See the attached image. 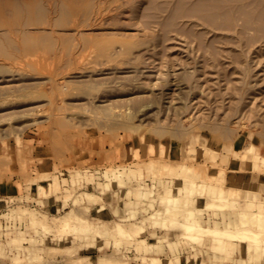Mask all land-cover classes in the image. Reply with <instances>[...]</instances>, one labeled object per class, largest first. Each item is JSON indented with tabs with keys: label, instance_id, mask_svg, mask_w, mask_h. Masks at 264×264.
I'll return each mask as SVG.
<instances>
[{
	"label": "rangeland",
	"instance_id": "obj_1",
	"mask_svg": "<svg viewBox=\"0 0 264 264\" xmlns=\"http://www.w3.org/2000/svg\"><path fill=\"white\" fill-rule=\"evenodd\" d=\"M250 205L264 0H0V264H264L180 230Z\"/></svg>",
	"mask_w": 264,
	"mask_h": 264
},
{
	"label": "bare ground",
	"instance_id": "obj_2",
	"mask_svg": "<svg viewBox=\"0 0 264 264\" xmlns=\"http://www.w3.org/2000/svg\"><path fill=\"white\" fill-rule=\"evenodd\" d=\"M178 169V168H177ZM162 170V169H161ZM165 170V168H163ZM168 170V169H167ZM172 169L166 173L167 174H175L177 176L181 175L182 170L179 169ZM172 171V172H171ZM118 176H125L124 172L119 171L117 172ZM162 181L157 182V187L161 188L163 187ZM155 186V187H156ZM142 187V185H141ZM157 188V189H158ZM213 193L216 194L217 198H220L223 202V204H226L227 201L229 200V196L226 189H225V180L224 179H219L216 188L212 189ZM139 191V190H138ZM140 192H142L140 190ZM146 192V191H145ZM149 193V192H148ZM172 198H164L162 200L164 205H169V202L171 201ZM174 200L179 202V198L176 196L173 197ZM250 202H253L254 199H249ZM177 204V203H176ZM251 209L247 210H242L240 209L238 212V219L233 220L229 219L227 222H216V227H206L203 226L202 224H197L196 220L191 219L187 223L182 224V227L180 230L184 229L188 237L190 238H195L198 233H202L203 235L210 237L211 239V246H213L216 250L218 251H225L228 250L230 247H235L237 243H247L246 249H250L253 245L257 250L263 248L264 249V212L261 211L260 209H253L254 207L250 205ZM177 212L180 213V211L177 210ZM162 214V213H161ZM150 215V214H149ZM165 215L167 217H174L176 213L173 209L166 208L165 209ZM190 216V213L187 215L184 212H181L179 214V217L188 219ZM177 217V218H179ZM188 217V218H187ZM181 222V221H180ZM175 223V222H173ZM163 230H167L168 228L165 227V224H163ZM169 225V224H168ZM166 224V226H168ZM213 226V225H212ZM253 232H258L256 236L251 235ZM254 233V234H255ZM173 235V234H172ZM144 241V240H142ZM241 244V246H243ZM246 245V244H245ZM264 255V252H263ZM218 258V259H217ZM215 259V258H214ZM216 261L219 264H225L227 261L224 256H217Z\"/></svg>",
	"mask_w": 264,
	"mask_h": 264
},
{
	"label": "crops",
	"instance_id": "obj_3",
	"mask_svg": "<svg viewBox=\"0 0 264 264\" xmlns=\"http://www.w3.org/2000/svg\"><path fill=\"white\" fill-rule=\"evenodd\" d=\"M5 190H6V189H5ZM11 191H14V193L17 192V188L14 187V189H11ZM246 196H247V195H246ZM246 196H245V197H246ZM242 199H244V198H243V197H240V198L236 199V201H234L233 204H232V203H231V204L234 205L233 207L237 209V206H238V204H239V201H242ZM245 201H246V200H245ZM245 201H244V202H245ZM230 206H231V205H230ZM231 207H232V206H231ZM218 221H219V220H218Z\"/></svg>",
	"mask_w": 264,
	"mask_h": 264
}]
</instances>
